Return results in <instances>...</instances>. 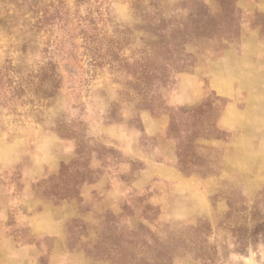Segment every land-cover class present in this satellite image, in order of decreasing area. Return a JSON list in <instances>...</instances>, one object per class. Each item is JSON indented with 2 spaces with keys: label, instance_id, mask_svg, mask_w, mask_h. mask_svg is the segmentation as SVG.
I'll return each mask as SVG.
<instances>
[{
  "label": "rangeland",
  "instance_id": "374dc122",
  "mask_svg": "<svg viewBox=\"0 0 264 264\" xmlns=\"http://www.w3.org/2000/svg\"><path fill=\"white\" fill-rule=\"evenodd\" d=\"M0 264H264V0H0Z\"/></svg>",
  "mask_w": 264,
  "mask_h": 264
}]
</instances>
